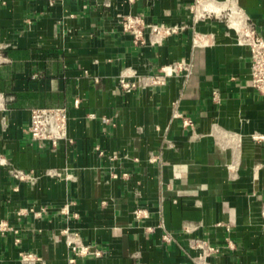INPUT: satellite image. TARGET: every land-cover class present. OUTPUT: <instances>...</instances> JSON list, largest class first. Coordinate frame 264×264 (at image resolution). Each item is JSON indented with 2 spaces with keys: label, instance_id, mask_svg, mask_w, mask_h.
I'll list each match as a JSON object with an SVG mask.
<instances>
[{
  "label": "crops",
  "instance_id": "1",
  "mask_svg": "<svg viewBox=\"0 0 264 264\" xmlns=\"http://www.w3.org/2000/svg\"><path fill=\"white\" fill-rule=\"evenodd\" d=\"M193 2L0 0V264H208L195 237L220 246L211 262L264 264V94L249 46ZM230 3L264 32V0L212 5ZM123 14L187 27L135 42ZM176 62L188 76L119 86ZM52 106L69 116L56 147L29 133ZM66 229L102 255L75 254Z\"/></svg>",
  "mask_w": 264,
  "mask_h": 264
},
{
  "label": "built area",
  "instance_id": "2",
  "mask_svg": "<svg viewBox=\"0 0 264 264\" xmlns=\"http://www.w3.org/2000/svg\"><path fill=\"white\" fill-rule=\"evenodd\" d=\"M212 2L213 0H194L192 5L194 19H224L230 28L235 29L239 42L248 45L250 48L252 59L251 84L264 94V32L259 30L257 23L240 6L230 3L225 10L218 11L214 8ZM120 20L124 30L133 35L135 42L144 41L147 31L155 36L156 42H160L169 36L181 33L187 27L185 23H149L143 14H123L120 15ZM198 36L199 33L195 31V43H198ZM184 70H187L186 75L188 76L189 66L184 62H176L175 64L163 65L153 73L140 74L136 70L123 71L119 77V86L125 91H131L142 86H157L165 83L167 76L173 74V72L183 73ZM220 98L219 90L215 89L213 99L219 101ZM68 120L66 106L33 107L29 125L30 136L42 145L50 141L56 147L61 139L67 137ZM186 124H192L191 120H187ZM51 175L54 176L55 174L51 172ZM18 213L23 212L20 210ZM5 223L0 222V229L4 228ZM227 229L230 230V227L227 226ZM64 232L70 234L67 237V243L75 254L79 256L102 255V251L92 244L86 242L75 243L72 235L76 236L77 232L70 233L68 229ZM228 244L230 247H234V242L229 238ZM191 246L198 251L197 258L199 260L208 264H218L211 262L210 257L221 253L222 250L219 245L213 244L207 237H195L191 241ZM21 256L27 260L31 255L21 253Z\"/></svg>",
  "mask_w": 264,
  "mask_h": 264
}]
</instances>
